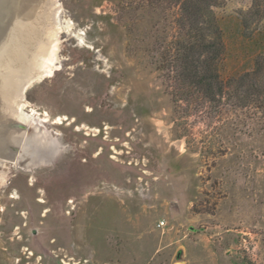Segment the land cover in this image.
<instances>
[{
    "label": "rangeland",
    "instance_id": "374dc122",
    "mask_svg": "<svg viewBox=\"0 0 264 264\" xmlns=\"http://www.w3.org/2000/svg\"><path fill=\"white\" fill-rule=\"evenodd\" d=\"M35 1L53 35L5 113L53 146L0 153V264H264V0L211 7L212 91L183 0Z\"/></svg>",
    "mask_w": 264,
    "mask_h": 264
},
{
    "label": "bare ground",
    "instance_id": "6f19581e",
    "mask_svg": "<svg viewBox=\"0 0 264 264\" xmlns=\"http://www.w3.org/2000/svg\"><path fill=\"white\" fill-rule=\"evenodd\" d=\"M35 2V0H0V153L5 156L10 155L8 149L11 151V149L15 148V146H13L14 143H17L21 146H25L27 148L25 152L26 155L29 157V159L35 157L34 160L40 157L37 153H42L43 151L45 152V150H49L53 144L52 146L51 143L48 144V142L45 140V136H40L37 131H34L33 127L25 124H30V120L32 119H30V115L22 111L21 102L17 104L15 103V105H13L14 109L12 115L14 118H17L19 121H21V123L25 122L23 124L27 126V129L23 130L32 133L31 135L18 136V134L16 135L15 132L9 130L8 127H10V121H8L9 118L6 115L7 113H5V110L7 109L10 111L12 106L10 103L7 105L8 103L6 100L13 98L15 92H17L15 89L16 83L9 79V75L16 74L18 77L21 75L22 78V73L25 74L27 71H30L29 67L34 65V61H38L39 58L42 59L47 55V53L44 51H46L47 43L50 41L53 35L52 28H47L45 30L40 28L41 24L39 22H41L43 19L41 17L42 15L39 16V9L33 5ZM34 13L41 19L32 20L30 15ZM22 17H25V21L26 19L27 21L25 22L24 18ZM11 18L14 19L15 23V25L12 27V30L10 29ZM28 18H30V20H28ZM15 31L19 32L18 34L20 37H16ZM22 36H24L23 41L19 39L22 38ZM43 36L44 39H42ZM10 47H16V49H18L16 55L11 54L9 51ZM37 48H39L38 52ZM17 61H21V65L13 68V65H10V63H15ZM7 63H9V65ZM34 71L36 73L43 72L40 65L37 64V68L34 65V68L31 70V72H29V82L38 76L31 75ZM6 73L9 74L7 75ZM3 105L5 107H3ZM2 120L3 124H1ZM56 122H60V120H57ZM20 150L22 151V149ZM17 151H19V149H17ZM49 157H51V155ZM9 163L10 162L3 161L0 164L8 165Z\"/></svg>",
    "mask_w": 264,
    "mask_h": 264
},
{
    "label": "trees",
    "instance_id": "16d2710c",
    "mask_svg": "<svg viewBox=\"0 0 264 264\" xmlns=\"http://www.w3.org/2000/svg\"><path fill=\"white\" fill-rule=\"evenodd\" d=\"M216 2L217 0H183L182 2L187 23L198 36L194 44L185 47L187 49L185 59L190 60L189 56H191L192 51H194L192 61L197 60V58L200 60L201 55H208V59L205 60L208 66H204V70L201 72L198 68L200 67L199 64H195L196 67L194 66L195 70L192 75L196 77L198 84L206 85L210 91H212L211 81L216 78L211 69L212 64L222 49V42L218 40L219 38L213 39L211 37L218 30L214 18L211 17V7ZM219 90L221 91V87Z\"/></svg>",
    "mask_w": 264,
    "mask_h": 264
},
{
    "label": "water",
    "instance_id": "95a60500",
    "mask_svg": "<svg viewBox=\"0 0 264 264\" xmlns=\"http://www.w3.org/2000/svg\"><path fill=\"white\" fill-rule=\"evenodd\" d=\"M10 127L20 128V129H27V126L21 122L18 121H10L9 122Z\"/></svg>",
    "mask_w": 264,
    "mask_h": 264
}]
</instances>
